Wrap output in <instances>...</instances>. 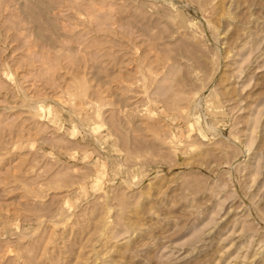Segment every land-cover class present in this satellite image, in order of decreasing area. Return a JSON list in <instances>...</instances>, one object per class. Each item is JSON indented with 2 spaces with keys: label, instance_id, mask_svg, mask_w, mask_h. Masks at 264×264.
I'll list each match as a JSON object with an SVG mask.
<instances>
[{
  "label": "rangeland",
  "instance_id": "rangeland-1",
  "mask_svg": "<svg viewBox=\"0 0 264 264\" xmlns=\"http://www.w3.org/2000/svg\"><path fill=\"white\" fill-rule=\"evenodd\" d=\"M0 264H264V0H0Z\"/></svg>",
  "mask_w": 264,
  "mask_h": 264
}]
</instances>
